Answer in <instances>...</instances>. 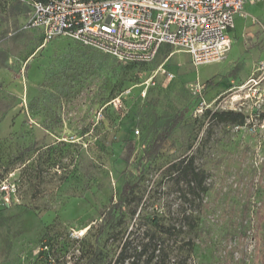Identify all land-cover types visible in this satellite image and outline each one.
I'll return each instance as SVG.
<instances>
[{
  "label": "rangeland",
  "instance_id": "rangeland-1",
  "mask_svg": "<svg viewBox=\"0 0 264 264\" xmlns=\"http://www.w3.org/2000/svg\"><path fill=\"white\" fill-rule=\"evenodd\" d=\"M30 1L0 0V182L18 187L0 204V264H116L149 239L158 264H264V101L237 87L264 59V0L236 16L224 58L199 66L170 45L123 62L45 42L26 27ZM127 179L134 194L107 223Z\"/></svg>",
  "mask_w": 264,
  "mask_h": 264
},
{
  "label": "built area",
  "instance_id": "built-area-1",
  "mask_svg": "<svg viewBox=\"0 0 264 264\" xmlns=\"http://www.w3.org/2000/svg\"><path fill=\"white\" fill-rule=\"evenodd\" d=\"M256 1L260 0H35L26 27L39 29L45 42L68 36L123 62L151 61L170 45L189 53L199 66L224 58L231 48L236 16L246 3ZM237 87L244 91L243 99L257 93L264 101V59ZM247 87L254 91L247 92ZM257 114L264 115L260 102ZM247 121L251 123L252 116ZM17 192L15 180H2L0 204L11 205ZM43 251L48 254L50 244ZM75 255L68 256L67 264L74 263Z\"/></svg>",
  "mask_w": 264,
  "mask_h": 264
},
{
  "label": "trees",
  "instance_id": "trees-1",
  "mask_svg": "<svg viewBox=\"0 0 264 264\" xmlns=\"http://www.w3.org/2000/svg\"><path fill=\"white\" fill-rule=\"evenodd\" d=\"M35 1L31 0L30 2ZM29 8V4H28ZM214 116L216 118H219L223 121H231V122H243L245 119V116L241 112H234V111H220L215 112ZM171 120L165 121V123L162 126V131L158 134V137H156V140L153 141L150 148L145 152V155L143 156L142 160L139 163V171L143 170V166H145V162L143 161H150L151 158H154L157 154L161 143L166 139L171 129L174 127V123L170 124ZM142 163V164H141ZM264 169V166L263 168ZM136 187V182H134L133 179H127L123 186L122 191L119 196L118 202L114 203L113 206L109 209L107 214H105V219L107 223H110L111 220H113L116 217H121L123 214L124 205H126L128 202H130L132 195L134 194V190ZM151 240L149 239L144 246L141 248V251H135L132 253L130 251V247L128 243H125L118 255V258L116 260V264H158L159 260L155 254V249H152L151 247ZM132 258V259H131ZM127 259H129V262L127 263ZM131 259V260H130Z\"/></svg>",
  "mask_w": 264,
  "mask_h": 264
}]
</instances>
